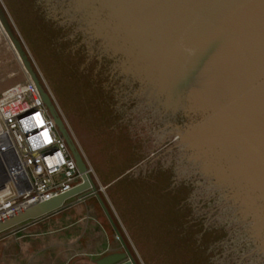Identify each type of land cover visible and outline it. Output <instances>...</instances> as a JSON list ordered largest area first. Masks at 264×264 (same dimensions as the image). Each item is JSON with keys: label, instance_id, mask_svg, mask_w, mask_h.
<instances>
[{"label": "rangeland", "instance_id": "obj_1", "mask_svg": "<svg viewBox=\"0 0 264 264\" xmlns=\"http://www.w3.org/2000/svg\"><path fill=\"white\" fill-rule=\"evenodd\" d=\"M1 3L139 264H264V206L219 146L212 119L250 89L204 112L141 65L99 0ZM0 68V85L6 75L13 83L0 97L29 81L1 29ZM15 196L10 183L0 204Z\"/></svg>", "mask_w": 264, "mask_h": 264}, {"label": "water", "instance_id": "obj_2", "mask_svg": "<svg viewBox=\"0 0 264 264\" xmlns=\"http://www.w3.org/2000/svg\"><path fill=\"white\" fill-rule=\"evenodd\" d=\"M99 1L133 56L186 104L213 113L250 89L213 114L212 119L219 146L264 206V0ZM0 27L36 87L81 177V183L69 192L30 205L1 221L0 235L63 210L73 198L81 202L94 196L123 252L104 256L93 264H137L97 193L76 141L14 34L1 0ZM6 164L15 167V156L9 150H0V191L10 183L15 186L9 175L12 168Z\"/></svg>", "mask_w": 264, "mask_h": 264}, {"label": "built area", "instance_id": "obj_3", "mask_svg": "<svg viewBox=\"0 0 264 264\" xmlns=\"http://www.w3.org/2000/svg\"><path fill=\"white\" fill-rule=\"evenodd\" d=\"M40 83L70 132L52 92L43 80ZM0 150L15 156V167H6L12 168L9 175L16 192L14 199L0 204V222L81 183L75 162L30 80L0 97ZM82 156L92 176L93 170Z\"/></svg>", "mask_w": 264, "mask_h": 264}, {"label": "crops", "instance_id": "obj_4", "mask_svg": "<svg viewBox=\"0 0 264 264\" xmlns=\"http://www.w3.org/2000/svg\"><path fill=\"white\" fill-rule=\"evenodd\" d=\"M4 77L6 79H2L5 82L0 85V93L13 86V83L8 81V75ZM124 172L111 180H106L105 185L110 187L121 181L126 175ZM97 193L105 202L117 230L126 241L127 248L129 247L128 250L133 253L129 237L125 234L109 199L102 191L97 190ZM67 204L66 208L55 214L28 222L2 234L0 264H89V262L92 264L104 256L123 252L116 234L94 196L81 202L73 198Z\"/></svg>", "mask_w": 264, "mask_h": 264}, {"label": "trees", "instance_id": "obj_5", "mask_svg": "<svg viewBox=\"0 0 264 264\" xmlns=\"http://www.w3.org/2000/svg\"><path fill=\"white\" fill-rule=\"evenodd\" d=\"M183 116H184V115L181 114V115L178 117V119H182V120L185 121L187 118H186L185 116H184V117H183ZM105 184H107V183H105ZM5 233H7V232H5ZM3 234H4V233H3ZM0 237H1V236H0ZM124 241H125V240H124ZM125 243H126V241H125ZM126 245H127V243H126ZM127 246H128V245H127ZM128 249H129V247H128ZM131 254H132L133 258L135 259L136 263L139 264L138 261H137V259H136L135 256H134V254H133V253H131Z\"/></svg>", "mask_w": 264, "mask_h": 264}]
</instances>
